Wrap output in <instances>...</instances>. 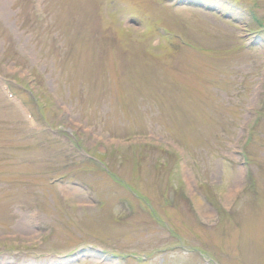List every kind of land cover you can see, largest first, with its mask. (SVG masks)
<instances>
[{
    "label": "rangeland",
    "instance_id": "1",
    "mask_svg": "<svg viewBox=\"0 0 264 264\" xmlns=\"http://www.w3.org/2000/svg\"><path fill=\"white\" fill-rule=\"evenodd\" d=\"M0 264H264V0H0Z\"/></svg>",
    "mask_w": 264,
    "mask_h": 264
}]
</instances>
